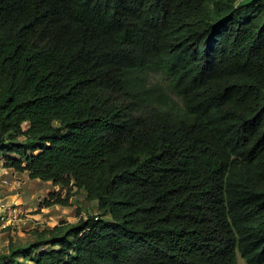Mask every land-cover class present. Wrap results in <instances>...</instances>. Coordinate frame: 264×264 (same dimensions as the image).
Listing matches in <instances>:
<instances>
[{
	"label": "trees",
	"instance_id": "trees-1",
	"mask_svg": "<svg viewBox=\"0 0 264 264\" xmlns=\"http://www.w3.org/2000/svg\"><path fill=\"white\" fill-rule=\"evenodd\" d=\"M0 159L97 203L0 264H264V0H0Z\"/></svg>",
	"mask_w": 264,
	"mask_h": 264
},
{
	"label": "rangeland",
	"instance_id": "rangeland-1",
	"mask_svg": "<svg viewBox=\"0 0 264 264\" xmlns=\"http://www.w3.org/2000/svg\"><path fill=\"white\" fill-rule=\"evenodd\" d=\"M27 126V123H23L24 128ZM0 172L9 183L5 199L15 204V212L18 213L14 224L0 228V253L6 252L10 244L24 245L34 240L35 229L49 228L60 222H75L78 209L82 216L96 214V201L86 200L82 190H76L70 196L68 205L54 203L45 206L43 202L50 199V193L60 192L63 197L66 190L51 181L32 179L27 172L7 168L3 159H0ZM18 259H22V256H18ZM239 263L243 264V261L239 259Z\"/></svg>",
	"mask_w": 264,
	"mask_h": 264
},
{
	"label": "built area",
	"instance_id": "built-area-1",
	"mask_svg": "<svg viewBox=\"0 0 264 264\" xmlns=\"http://www.w3.org/2000/svg\"><path fill=\"white\" fill-rule=\"evenodd\" d=\"M8 187V181L0 172V228H6L14 224L18 214L15 212V204L5 199V195H7L6 190Z\"/></svg>",
	"mask_w": 264,
	"mask_h": 264
},
{
	"label": "bare ground",
	"instance_id": "bare-ground-1",
	"mask_svg": "<svg viewBox=\"0 0 264 264\" xmlns=\"http://www.w3.org/2000/svg\"><path fill=\"white\" fill-rule=\"evenodd\" d=\"M11 169V168H10Z\"/></svg>",
	"mask_w": 264,
	"mask_h": 264
}]
</instances>
